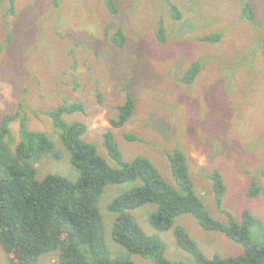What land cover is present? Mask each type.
Listing matches in <instances>:
<instances>
[{
	"label": "rangeland",
	"instance_id": "374dc122",
	"mask_svg": "<svg viewBox=\"0 0 264 264\" xmlns=\"http://www.w3.org/2000/svg\"><path fill=\"white\" fill-rule=\"evenodd\" d=\"M116 12L105 0H0V121L22 108L26 126L47 134L59 157L45 154L37 163V177L54 173L70 179L77 170L47 115L70 102L85 112L63 113L67 121L86 125L82 138L107 158L103 132L126 98L134 101L132 116L113 128L124 160L142 155L165 180L173 183L166 153L182 150L197 195L207 212L226 222L217 209L209 174L218 171L224 181L222 207L235 218L249 210L254 222L250 239L264 244V0H115ZM249 4L252 23L243 14ZM174 14H179L175 18ZM120 29L123 45L111 37ZM162 30L164 41L157 38ZM218 34L217 40L207 36ZM193 62L199 71L181 81ZM20 117L9 122L10 148L20 139ZM124 133L140 140L127 141ZM252 181L261 187L247 196ZM130 182L108 184L98 201L111 252L123 247L111 235L115 213L109 201ZM153 204L131 213L148 234L165 242V256L192 263L178 247L173 229L158 231L148 222ZM202 253L221 257L243 252L241 244L224 233L201 228L193 215L175 218ZM135 264H153L137 254ZM42 264H58L54 253L41 256ZM0 264H9L0 245Z\"/></svg>",
	"mask_w": 264,
	"mask_h": 264
},
{
	"label": "trees",
	"instance_id": "16d2710c",
	"mask_svg": "<svg viewBox=\"0 0 264 264\" xmlns=\"http://www.w3.org/2000/svg\"><path fill=\"white\" fill-rule=\"evenodd\" d=\"M15 0H10L13 5ZM107 9L115 13V0H105ZM243 14L256 23L252 7L247 3ZM175 18L179 14H174ZM157 38L164 41L162 30ZM217 40L218 34L207 36ZM115 45H123L120 29L111 37ZM199 71L193 62L181 76V81L191 82ZM131 97L117 107V117L110 119V128L103 132V146L107 158L82 135L86 125L80 121H67L63 113L85 112L80 102H70L46 111L52 126L68 151L71 165L77 170L74 179L54 173L37 177V163L43 155L59 157L47 134L26 126L19 110L6 113L0 121V245L8 256L9 264H42L41 256L54 253L58 264H135L130 258L137 254L153 264H264V244L250 239L249 228L254 222L249 210L235 218L222 207L225 185L221 174H209L214 201L226 217V222L213 218L205 209L194 190L186 157L182 150L173 148L166 153L173 183L164 179L154 164L142 155L124 160L112 133L122 126L134 112ZM20 117V139L12 150L9 122ZM127 141L140 138L134 133H124ZM264 176V167L260 169ZM130 182L125 190L116 194L107 204L115 213L111 235L123 247L111 252L106 245L105 230L97 205L103 189L108 184ZM261 187L252 181L247 196L254 197ZM153 204L147 214L149 224L158 231L173 229L175 242L192 257V263L175 261L165 256L166 244L158 234L146 233L131 213ZM188 213L205 230L224 233L242 245L243 252L221 257L214 253L205 256L186 229L175 224V218Z\"/></svg>",
	"mask_w": 264,
	"mask_h": 264
}]
</instances>
